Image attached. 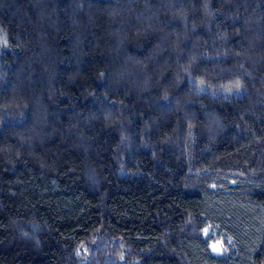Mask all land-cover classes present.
Instances as JSON below:
<instances>
[{"label":"trees","instance_id":"trees-1","mask_svg":"<svg viewBox=\"0 0 264 264\" xmlns=\"http://www.w3.org/2000/svg\"><path fill=\"white\" fill-rule=\"evenodd\" d=\"M0 264H264V0H0Z\"/></svg>","mask_w":264,"mask_h":264},{"label":"snow or ice","instance_id":"snow-or-ice-1","mask_svg":"<svg viewBox=\"0 0 264 264\" xmlns=\"http://www.w3.org/2000/svg\"><path fill=\"white\" fill-rule=\"evenodd\" d=\"M213 248H214L215 251H219L220 250L219 247H217L215 245L213 246Z\"/></svg>","mask_w":264,"mask_h":264}]
</instances>
